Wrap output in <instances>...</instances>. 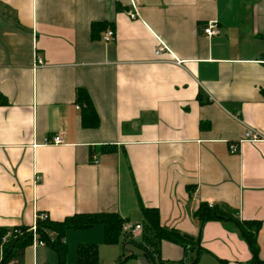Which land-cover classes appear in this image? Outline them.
<instances>
[{
  "label": "crops",
  "instance_id": "0c3cea01",
  "mask_svg": "<svg viewBox=\"0 0 264 264\" xmlns=\"http://www.w3.org/2000/svg\"><path fill=\"white\" fill-rule=\"evenodd\" d=\"M130 8L0 0V227H32L42 212L51 221L115 212L142 228L141 208H156L161 225L199 241L195 264H248L233 224L198 225L206 202L261 221L264 260V0H138L136 18ZM211 20L219 33L208 37ZM96 21L113 23L112 40L90 38ZM158 40L170 53L154 54ZM77 88L95 128L81 125ZM247 128L262 139L242 140ZM58 133L62 143H48ZM63 243L61 262L44 244L25 247L21 264H77L81 244L97 245V264H150L121 241L105 244L99 224L68 230ZM159 251L184 255L166 240Z\"/></svg>",
  "mask_w": 264,
  "mask_h": 264
},
{
  "label": "trees",
  "instance_id": "16d2710c",
  "mask_svg": "<svg viewBox=\"0 0 264 264\" xmlns=\"http://www.w3.org/2000/svg\"><path fill=\"white\" fill-rule=\"evenodd\" d=\"M113 23L96 21L90 25V38L98 40L108 29H114ZM76 102L81 105L80 122L83 127L95 128L99 124V118L91 103L88 93L77 88ZM142 229L139 238L129 236L122 230L124 219L115 212L83 213L65 217L61 221L47 219L35 220V228L38 239L51 245L57 252L61 262L66 254V246L63 238L68 230H81L101 225L103 227V240L105 244L114 245L121 241L139 250L150 264H195L201 247L197 239L190 240L180 234L176 229L168 228L160 224L159 213L156 208H141ZM194 217L199 226L206 221H222L235 226L240 237L246 242L251 253L248 264H264V260L258 257L257 233L261 227L259 220L240 219L230 209H223L219 205H209L206 202L199 204L194 212ZM170 241L181 245L184 255L179 261H166L160 256V243ZM32 243L30 226L0 227V246L2 248V264L14 262L21 264L25 247ZM225 264L224 261H221ZM77 264H97V245L81 244L77 249Z\"/></svg>",
  "mask_w": 264,
  "mask_h": 264
},
{
  "label": "built area",
  "instance_id": "2783aa9c",
  "mask_svg": "<svg viewBox=\"0 0 264 264\" xmlns=\"http://www.w3.org/2000/svg\"><path fill=\"white\" fill-rule=\"evenodd\" d=\"M138 0H130V6L131 8L128 9L126 11L127 15L130 18H136L137 17V12H136V2ZM203 34H205L208 37L211 36H215L219 33V29H218V25L217 22L215 20H211L208 21L205 26L202 29ZM114 38V30L112 29H108L104 32V35L102 37L103 41H110ZM163 52H168L170 53L169 49L167 48V46L161 41L158 40V46L156 47L154 54L156 55H160ZM36 64L37 65H41L43 63L42 59L39 56H36ZM176 64H180L181 62L178 60H175ZM76 108H80V105H77ZM262 138L259 135V133L251 128H247L244 132V137L242 140H247V141H251V142H258L260 141ZM62 137L61 134H55L50 140H48V143H52V144H57V143H62ZM238 141H234L231 142L229 147H230V152H236L238 150ZM211 205V204H209ZM39 218L41 220L43 219H47V213L42 212V213H37L35 215V219H34V225L31 227V232H32V243L31 245L33 247L37 246V245H44L45 242L38 239L37 237V233H36V228H35V220ZM141 225L138 223H133V222H129V221H124L123 225H122V230L123 232H125L126 234H128L129 236L132 237H136L140 232H141Z\"/></svg>",
  "mask_w": 264,
  "mask_h": 264
},
{
  "label": "rangeland",
  "instance_id": "374dc122",
  "mask_svg": "<svg viewBox=\"0 0 264 264\" xmlns=\"http://www.w3.org/2000/svg\"><path fill=\"white\" fill-rule=\"evenodd\" d=\"M92 232H90L89 234H91ZM90 239V238H89ZM119 246H121L120 244H119ZM128 248H129V250H131V251H134L135 250V248L134 247H132V246H130V245H128Z\"/></svg>",
  "mask_w": 264,
  "mask_h": 264
},
{
  "label": "water",
  "instance_id": "95a60500",
  "mask_svg": "<svg viewBox=\"0 0 264 264\" xmlns=\"http://www.w3.org/2000/svg\"><path fill=\"white\" fill-rule=\"evenodd\" d=\"M187 237V236H186ZM190 240H193V238H189Z\"/></svg>",
  "mask_w": 264,
  "mask_h": 264
}]
</instances>
